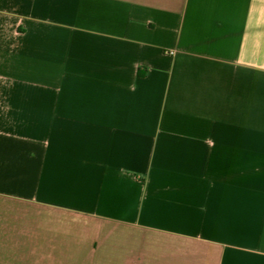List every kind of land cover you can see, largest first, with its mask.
<instances>
[{
  "label": "crops",
  "instance_id": "0c3cea01",
  "mask_svg": "<svg viewBox=\"0 0 264 264\" xmlns=\"http://www.w3.org/2000/svg\"><path fill=\"white\" fill-rule=\"evenodd\" d=\"M0 264H264V0H0Z\"/></svg>",
  "mask_w": 264,
  "mask_h": 264
}]
</instances>
